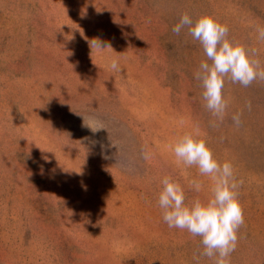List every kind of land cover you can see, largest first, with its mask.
<instances>
[{
  "label": "rangeland",
  "instance_id": "rangeland-1",
  "mask_svg": "<svg viewBox=\"0 0 264 264\" xmlns=\"http://www.w3.org/2000/svg\"><path fill=\"white\" fill-rule=\"evenodd\" d=\"M184 13L213 16L264 67V0H0V264H196L200 238L157 202L165 175L189 201L209 196L167 148L196 125L242 181L230 264H264V80L226 78L215 121L195 79L207 57L172 31ZM93 38L112 49L91 52Z\"/></svg>",
  "mask_w": 264,
  "mask_h": 264
},
{
  "label": "clouds",
  "instance_id": "clouds-1",
  "mask_svg": "<svg viewBox=\"0 0 264 264\" xmlns=\"http://www.w3.org/2000/svg\"><path fill=\"white\" fill-rule=\"evenodd\" d=\"M184 29H187L193 40L199 42L207 57V60L201 61L195 79L201 82L205 107L215 121L222 123L228 108L223 95L225 79L248 87L258 79L264 80V67L259 59L253 58L257 54L255 49H246L229 39L228 27L210 14H198L195 18L187 13L182 14L172 31L179 35ZM256 32L258 39L264 41V27H257ZM89 46L91 52L98 54H103L105 49H112L110 44L99 38L90 40ZM109 68L114 72L121 71L115 58L111 59ZM247 106L251 107L250 102ZM241 115L237 112L232 116L237 128L242 124ZM215 121L210 122V126L217 127ZM99 129L91 128L93 132ZM167 148L178 166L184 170L195 167L200 176L209 178L210 185L207 199L197 196L189 201L179 182L169 175L163 176L157 197L163 222L170 229L187 231L191 236L200 238L202 250L198 249L193 255L196 264H199L201 257H207L213 264H230L229 257L238 243L237 233L245 223L238 199L242 181L236 179L230 162L221 163L214 156L198 125L174 137ZM142 156L145 160L150 159V154L146 152H142ZM189 185L197 193L203 188L197 179L189 180Z\"/></svg>",
  "mask_w": 264,
  "mask_h": 264
}]
</instances>
